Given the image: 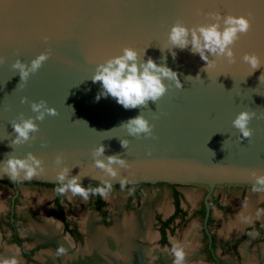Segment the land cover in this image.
I'll use <instances>...</instances> for the list:
<instances>
[{"label":"water","instance_id":"obj_1","mask_svg":"<svg viewBox=\"0 0 264 264\" xmlns=\"http://www.w3.org/2000/svg\"><path fill=\"white\" fill-rule=\"evenodd\" d=\"M208 13H250L251 29L233 45L234 63L209 56L214 65L204 71L206 62L191 45L172 48L167 33L178 20L188 27L209 23ZM124 47L171 68L182 88L165 80L168 91L156 103L135 109L111 96L97 100L102 86L91 80L96 64ZM44 51L49 59L21 82L11 63L17 58L27 63ZM245 53L264 63V0H0V56L7 58L0 64V161L31 151L45 167L30 180L38 182L57 183L54 159L61 153L69 177L80 173L82 184L200 183L208 193L217 184L253 185L252 173L264 172V119L254 117L252 136L241 140L232 120L241 110L264 113V77L259 80L264 66L252 72L242 60ZM41 99L57 115L35 121V139L12 144L11 121L21 112L35 117L30 102ZM140 112L154 125L155 138L133 137L119 127ZM121 139L129 141L126 149ZM99 144L105 145L104 156L119 154L128 161L126 168L114 165L116 178L93 166L91 152ZM1 180L10 179L3 174ZM17 255L24 261L21 251Z\"/></svg>","mask_w":264,"mask_h":264},{"label":"clouds","instance_id":"obj_2","mask_svg":"<svg viewBox=\"0 0 264 264\" xmlns=\"http://www.w3.org/2000/svg\"><path fill=\"white\" fill-rule=\"evenodd\" d=\"M207 15L212 18L209 23L188 27L178 20L171 25L167 33V40L172 45V48L176 47L183 50L191 45L190 51L193 54H199L200 58L206 62L204 71L214 65V60L209 59V56L222 57L227 59L229 63H234L233 45L251 29L250 13L248 15L229 14L223 16L219 13H208ZM43 39L47 40V37L45 36ZM49 57L50 52L44 51L37 54L27 63L17 58L11 63V68L15 71L18 70L20 81L26 83L29 76L35 74ZM242 60L251 67L252 72L264 66L261 58L255 53H245ZM6 62L7 58L0 56V64ZM189 77L191 76H186L185 79ZM261 77H264V72L261 73L259 80ZM91 80L94 83L100 82L102 86V90L97 94V100L101 96H111L125 109L145 107L148 101L156 103L168 91L169 85L164 82L165 80L172 81L177 89L182 88L175 71L166 65L157 64L151 57L147 60L141 59L138 51L133 47H124L120 54L106 59L103 63L96 64ZM25 102H28V98L21 97V103ZM30 108L32 112L36 113L35 117L29 116L25 118L21 112L18 119L11 121L12 128L16 134L11 140L14 145H21L35 139L32 134L39 131V127L35 123L36 120L43 121L46 114L57 115V110L48 106L43 99L38 102H30ZM254 117L264 119V113L257 116L254 111L241 110L232 120L233 127L240 133V136L237 137L238 140L252 136V129L249 127V123ZM119 127L125 128L127 133L133 137H139L143 134L146 137L155 138L152 132L154 125L150 124L149 120L141 112L137 116L122 122ZM120 143L126 149L129 141L121 139ZM104 152L105 145L103 144L97 145L92 150L93 166L103 170L108 176L116 178L118 167L126 168L128 161L121 158L119 154L104 156ZM63 160V155L57 153L54 165L59 169L56 177L58 186L55 188L58 194L70 192L72 196L78 195L84 200H87L90 194H99L107 199L109 192L112 190L111 182L97 178L101 183L95 188L85 187L81 183L82 176L80 173L69 177L70 168L63 164ZM114 165L118 167H114ZM44 171L45 167L42 159L31 151L24 157L8 154L5 160L0 161V175L6 174L13 182L18 179L30 181ZM252 175L254 178L252 190L264 191V172L259 174L253 172ZM121 184L123 186V181H121ZM63 251V248L59 249V252ZM172 253L174 255V264H183L185 253L178 242L173 241ZM2 264H17V260L12 257L7 261H3Z\"/></svg>","mask_w":264,"mask_h":264},{"label":"rangeland","instance_id":"obj_3","mask_svg":"<svg viewBox=\"0 0 264 264\" xmlns=\"http://www.w3.org/2000/svg\"><path fill=\"white\" fill-rule=\"evenodd\" d=\"M123 184L127 185L134 183ZM243 185H245L244 189H242ZM252 186L251 184H217L214 186V194L219 196L220 202L224 207V209H218L212 206L214 222L210 230L218 241L227 244L237 236H240L246 226L245 223L248 222L249 219H251L249 223L258 222L264 227V191H253ZM178 189L182 195L181 205L190 213L199 206L201 199L208 191V186L200 183H178ZM131 192L132 188L130 187L118 188L112 184V190L109 192L107 199L102 197L105 201V211L107 213L106 223L96 211L94 201L90 197L91 195H89L87 200H84L78 195L72 196L70 192L65 193L67 202H63L64 209L68 219L81 227L84 232V241L83 233L80 238H70L69 240V238H67L68 234L62 231L60 220L53 215L54 206L52 204V199L54 190L46 186L29 185L26 184V182H21L14 187L0 183V215H4L7 212L10 207L11 197L17 195L15 212L19 219L15 222V229L17 233L24 238L25 247L31 251L30 256L25 257L22 264H44V262L39 261L40 259L37 257V254L42 253V251H51L55 258L53 260L55 261L54 263L61 264V260H64L65 255L68 256L70 253H75L79 248H83L87 235L90 236L100 228L109 229L117 222L120 224L122 217L126 219L130 218V221H136L133 223H136V228H138L137 230L140 232H138V236L133 239L134 243L136 242L135 245L137 249L131 250L129 255L130 259L118 260L115 264H131L135 256H140V248L145 249L146 247H157L155 245H159L158 239L155 238L154 235L158 226L155 215L160 214L163 216V212L167 211V209L168 211L172 209V196L170 191L166 188L158 190L154 186L142 187L139 196H135L131 194ZM242 207L250 209H245L248 211L247 217L244 220L245 223L242 222L238 224L237 227L235 224L237 222V220H235L237 218L236 214L244 210L241 209ZM50 224L56 227L55 231L50 230L52 227ZM201 225V220L198 217L187 216L183 222L175 225L174 233L172 234V241L178 243H183L186 238H189L191 247L194 245L190 254L191 261L195 262V264L199 261L204 262L200 251L203 245ZM230 225H235L237 228H232ZM228 226L230 227L228 228ZM145 230H150L155 240H153L154 238L152 241L147 239L144 240L142 235L146 232ZM228 231L231 232L228 233ZM141 232H143V234ZM232 232L233 234L230 235ZM4 235H9L7 229L0 230L1 250L3 251L5 246H9L13 247L16 253H20L18 246L13 243H8L4 239ZM139 236L142 237L140 238ZM61 239H68L72 247H69L70 249L68 250L64 249L66 251L59 252V249L62 248L59 243ZM168 242L169 243L163 247L171 246L172 248L170 241ZM244 243L245 247H242ZM226 244L221 251L219 248L217 249V253L224 261L223 264H244L243 262L246 257L255 264L264 263L261 258L264 251V239L259 237L255 230H251L238 244L242 247L244 259L239 252L237 254L234 253ZM71 249L73 251H69ZM189 249H184L186 256Z\"/></svg>","mask_w":264,"mask_h":264},{"label":"flooded vegetation","instance_id":"obj_4","mask_svg":"<svg viewBox=\"0 0 264 264\" xmlns=\"http://www.w3.org/2000/svg\"><path fill=\"white\" fill-rule=\"evenodd\" d=\"M21 182H26V184H29V185H39V186H46V187L52 188L54 190V196L52 199V204L54 206L53 215L55 216V218H58L60 220L62 231L66 232L68 234L67 238H69V240H70V238L78 239L81 237V234L83 233V241H84V232L82 231L81 227H79L76 223L71 222L68 219V216H67L66 211H65L64 206H63V202H67L65 199V194H63L64 200L61 202L59 200V203L62 206V211H63V215L65 218H62L63 216L61 217L58 215V213H60V208H58V206L56 205V202L54 201L55 197L58 195V193L55 191V188L58 186V183L48 184V183H36V182H28V181H16V182H12L10 180H1L0 181V183H2V184L11 185L14 187H16ZM83 186L95 188L97 185L96 184H90V185H83ZM114 186H116L118 188H122V187L129 188L130 187V188H132L131 194H134L135 196H139L140 189L142 187L154 186L158 190H162L164 188L168 189L171 193V196H172V209L169 211L167 209V211L163 212L164 213L163 216H161L160 214L155 215L158 226H157L156 232H154L153 230L152 231L154 232L155 238L158 239V244H159V245H155V246H157L160 249H163V248L166 249L167 252L172 255L173 253H172L171 246L170 247H163V246L168 244L169 243L168 241H170V243L173 247L172 234L174 233L175 225L183 222V220L187 216L198 217L202 223V225H201V232H202L201 238L203 241V245H202L200 251H201L202 258H203L204 262L199 261L197 263H199V264H223L224 263L222 258L217 253V249L219 248L221 251V249H223L225 247L226 243L224 244V242L218 241L216 239V237L214 236L213 232L210 230V227L212 226V224L214 222V218L212 216V206H215L218 209H224V207L222 206V204L220 202L219 196L214 194V191H213L214 188L210 193H208V191H207L205 193L204 197L201 199L199 206L196 207L195 209H193L189 213L181 205L182 195L178 189V184L168 183V182H156V183L141 182V183L127 184V185L123 184V186H122V184L118 183V184H114ZM244 186L245 185L242 186L243 187L242 189H244ZM174 189H176L180 192L179 207H180L181 211H176V207H175V203H174V193H173ZM90 195H91L90 196L91 199H93V201H94L96 211L100 215L101 219L106 223L107 213L105 211V201L103 200V198L99 194H96V195L90 194ZM206 195H207L206 200H207L208 205H209L208 208L205 205ZM17 198H18L17 195L12 196L10 199L9 209L7 210V212L4 215H0V230L7 229L9 231V235L8 236L4 235L3 237L8 243H13V244H16L13 241L15 235H17L19 238H22L17 233V231L15 229V222L19 219L16 212H15V202H16ZM101 200L103 201V204L101 203ZM183 211L185 213H182ZM171 216H173V218L165 225L164 222L166 220H168ZM14 218H16V220L13 221ZM11 221H12V224H11ZM250 221H251V219H249V221L245 223L246 226L244 227L240 236H237L236 238H234L233 240L229 241L226 244L227 246H229L231 248V250L234 253L237 254L239 252L243 259L245 257H244V254L242 252V247H245V243L242 244V247L239 246L238 244L240 243V241H242L247 236V234L251 230H255L256 234L259 237L264 239V227L258 222L249 223ZM102 228H105V227H102ZM248 228H251V229L248 230ZM151 229H152V227H151ZM232 234H233V232L230 235H232ZM230 235H227V236H230ZM155 238L153 240H155ZM22 240L23 241L21 243L24 247V250L30 251L24 245V241H25L24 238H22ZM137 240H140V239H137ZM17 246L20 248V251H22L21 247L19 245H17ZM193 246L189 249V251L187 253V261L189 264L195 263V262L191 261V254H190ZM135 247L136 248H134V249H137L136 245H135ZM70 251H73V250L71 249ZM142 251H143V249L140 248V252H141L140 256H135L133 258L131 264H146L145 256H144V253ZM21 254H22V252H21ZM129 255H128V258L130 257ZM248 256H251V255H248ZM23 257L25 258V256H23ZM127 259H125V260H127ZM118 260H123V259L114 258L113 264H115V262H117Z\"/></svg>","mask_w":264,"mask_h":264},{"label":"bare ground","instance_id":"obj_5","mask_svg":"<svg viewBox=\"0 0 264 264\" xmlns=\"http://www.w3.org/2000/svg\"><path fill=\"white\" fill-rule=\"evenodd\" d=\"M241 209L244 210H241L239 212L237 211L238 213L236 214L237 217L235 219L237 220V222L235 223L236 226L238 224H241L242 222L245 223L244 220L247 217L246 215L248 214V211L245 210L247 208L242 207ZM123 218L124 217H122V221L120 220L121 221L120 224L116 221L117 223H115L114 226H112L109 229L100 228L99 230H96L97 232L95 231V233H92L93 235L91 234L90 236H88L87 234L89 233H87L83 248L82 247L79 248L78 250H76L75 253L74 252L70 253L68 256L64 254L65 258L64 260H61L62 261L61 264H113L114 258H120L123 260L127 259L131 250L135 248L136 242L134 243L133 239L136 236H138L140 232L137 230L138 228H136L135 225L136 223L135 224L133 223L136 221L134 220L130 221L129 220L130 218L128 219L126 218L123 219ZM230 226L232 228L238 227V226L236 227L235 225L234 226L230 225ZM230 226H228V228ZM55 229L56 227L52 226L50 230L55 231ZM229 232L231 231H228V233ZM141 233L143 234V232ZM142 236L141 237L144 240L147 239L152 241V239L154 238V235L150 232V230L146 231ZM59 243L61 244L63 249L68 250L70 249L69 247H72V244L68 239H61ZM179 244L182 246L183 250L184 249L187 250L191 247V241L189 240V238H186L183 241V243H179ZM1 249L2 248H0V264H2L3 261H7L11 259L12 257L16 258L17 264H22V261L19 259L13 247L5 246L3 251ZM142 252L144 253L146 264H174V255L169 254L166 249H160L158 247H150V248L146 247L145 249L143 248ZM37 257L40 259L39 261H43L44 264H55L54 263L55 261H53L55 258L51 251L49 252L42 251V253L37 254ZM261 258L262 261L264 262V251ZM183 264H189L186 255L184 257ZM244 264H255V263L249 261L248 258L246 257V259L244 260Z\"/></svg>","mask_w":264,"mask_h":264},{"label":"trees","instance_id":"obj_6","mask_svg":"<svg viewBox=\"0 0 264 264\" xmlns=\"http://www.w3.org/2000/svg\"><path fill=\"white\" fill-rule=\"evenodd\" d=\"M28 182H36V183H48L50 184V182H38V181H28ZM174 203H175V207H176V211H181L180 207H179V196H180V192L176 189H174ZM59 200L60 202L64 200V196L63 194H58L54 201L56 202V205L58 206V208H60V213H58L59 216H63L62 218H65L64 215H63V211H62V206L61 204L59 203ZM101 203L103 204V201L101 200ZM182 213H185L184 211ZM174 216V215H173ZM173 216H171L168 220H166L164 223L165 225L173 218ZM16 220V218L13 219V221ZM11 224H12V221H11ZM251 229V228H248V230ZM263 231V230H262ZM17 245H19L21 247V252H22V255L25 256V257H28L30 254H31V251H27V250H24V247L22 245V238H19L17 235L14 236V240H13Z\"/></svg>","mask_w":264,"mask_h":264}]
</instances>
